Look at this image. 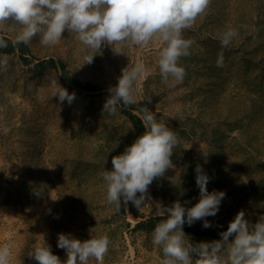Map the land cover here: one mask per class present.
Masks as SVG:
<instances>
[{
	"label": "rangeland",
	"instance_id": "obj_1",
	"mask_svg": "<svg viewBox=\"0 0 264 264\" xmlns=\"http://www.w3.org/2000/svg\"><path fill=\"white\" fill-rule=\"evenodd\" d=\"M228 29L237 35L224 48L220 37ZM0 36L14 42L15 26L0 28ZM183 36L192 44L179 60L182 82L161 80L155 39L140 47L113 45L120 54L107 45L97 52L66 30L51 47L33 38L29 65L17 52H0L7 61V70L0 69V246L11 243V264H37L28 254L45 242L66 260L57 247L61 233L81 241L107 235L104 264H161L151 237L155 227L138 226L166 219L161 207L198 202L197 165L209 177L207 190L225 193L217 214L205 218L211 225L228 227L243 212L251 228L264 216V0H211ZM220 54L223 67L216 66ZM89 55L93 61L85 64ZM49 59L62 60L76 80L107 93L128 65L142 62L148 69L136 83L134 103L155 113L180 143L174 168L153 181L141 207L131 203L137 216L129 204L122 202V212L106 203L101 179L112 157L135 140L125 109L109 114L103 111L108 96L74 88L56 69L36 68ZM60 87L75 94L71 105L54 96ZM133 114L142 120L143 112ZM203 223L184 224L186 242L221 239V233H198L206 231Z\"/></svg>",
	"mask_w": 264,
	"mask_h": 264
},
{
	"label": "clouds",
	"instance_id": "obj_2",
	"mask_svg": "<svg viewBox=\"0 0 264 264\" xmlns=\"http://www.w3.org/2000/svg\"><path fill=\"white\" fill-rule=\"evenodd\" d=\"M210 3L211 0H0V28L15 26L16 44L27 45L39 37V43L45 47L56 45L67 30L89 49L99 52L107 45L118 54L113 45L140 47L155 39L160 43L157 66L161 80L182 82L186 71L179 60L190 54L192 44L183 32L193 26ZM236 35L235 29L226 30L220 37L221 46L228 48ZM6 46V41L0 38V48ZM93 57L86 56L85 64L92 63ZM216 66L223 67L222 54ZM0 69L7 70L6 60H0ZM121 71L118 83L109 88L104 103L103 111L109 114L116 113L120 105L133 104L137 81L150 74L142 62ZM60 88L54 96L71 105L75 94ZM145 100L150 102L151 97ZM142 112L143 134L126 146L122 154L113 156L112 169L101 174L106 185V203L117 209L122 202L141 207L153 181L174 168L171 157L180 143L179 137L147 107ZM195 173L198 202L189 208L179 201L171 207H161L166 219L151 234L153 245L162 253L161 264H264V216L250 228L244 213L239 212L220 234V240L198 244L185 241L184 224L191 226L203 220L204 228L211 227L205 218L217 214L225 197L223 191L207 190L209 177L201 165L196 166ZM109 245L107 235L81 241L61 233L57 247L65 251L66 260L61 261L53 254L46 242L36 246L28 256L37 264H89L90 260L104 264ZM11 262L9 242L0 246V264Z\"/></svg>",
	"mask_w": 264,
	"mask_h": 264
},
{
	"label": "trees",
	"instance_id": "obj_3",
	"mask_svg": "<svg viewBox=\"0 0 264 264\" xmlns=\"http://www.w3.org/2000/svg\"><path fill=\"white\" fill-rule=\"evenodd\" d=\"M0 38L4 39L7 43L6 47L0 48V52L7 53V54L17 52L19 54L20 60L23 64H25V65L30 64V61H29L28 57L26 56L29 52L27 45H25L23 43L16 44L15 42L10 41L9 39H7L6 37H3V36H0ZM36 68L38 70H44L46 68L56 69L61 73L63 78L70 85H72L74 88L79 89V90H83V91H87V92H92V93L98 92V93H102L101 95L109 96V93L101 92V89L97 85H93L90 83L82 84L80 81L76 80L70 74V72L67 70L65 63L62 60H57V61L54 59L41 60L36 64ZM122 107L125 109V114L129 118V120H130V122L134 128L135 139H136L138 136L143 134L145 129H144V125H143L142 120L138 116L133 114V111L142 112L143 105L141 103H133L131 105H128L127 107L122 105ZM128 204H129L131 212L135 216H137V212H136L135 208L132 206L131 202H129ZM120 210L122 212H124V206L122 203L120 206ZM164 219H165L164 217L150 218L146 222H142V224H140L138 227L147 225L149 227L154 228L158 223H160ZM227 228H228L227 226L211 225V227L205 228L206 231H203V232L198 231V233L203 234V235L220 234V233L226 231Z\"/></svg>",
	"mask_w": 264,
	"mask_h": 264
}]
</instances>
